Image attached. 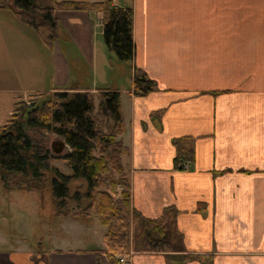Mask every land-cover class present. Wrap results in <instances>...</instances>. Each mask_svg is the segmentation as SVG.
Returning a JSON list of instances; mask_svg holds the SVG:
<instances>
[{
  "label": "crops",
  "instance_id": "crops-1",
  "mask_svg": "<svg viewBox=\"0 0 264 264\" xmlns=\"http://www.w3.org/2000/svg\"><path fill=\"white\" fill-rule=\"evenodd\" d=\"M55 1H109L131 10L134 60L120 72L127 82L105 75V65L104 79L96 77L102 12H55L61 30L48 48L0 10L12 16L0 21V80L27 82L0 93L17 103L77 89L95 104L101 92L120 93L131 207L153 220L174 208L191 258L137 252L131 228L130 253L118 256L119 264H264V0ZM132 65L156 82V91L133 95ZM179 139L191 140L174 145ZM181 158L190 161L187 170L177 168ZM89 225L85 237L95 248L11 252L0 255V264H96L91 252L104 248L106 228L98 217Z\"/></svg>",
  "mask_w": 264,
  "mask_h": 264
},
{
  "label": "trees",
  "instance_id": "trees-1",
  "mask_svg": "<svg viewBox=\"0 0 264 264\" xmlns=\"http://www.w3.org/2000/svg\"><path fill=\"white\" fill-rule=\"evenodd\" d=\"M0 10L33 29L48 48L53 47L61 30L55 12H102L106 47L118 62L133 64L132 12L128 8L114 7L109 1L0 0ZM156 90V82L132 65L133 95L144 97ZM41 94L40 101L29 105L14 103L11 116L0 126V183L4 190L42 194L49 185L57 217L96 214L106 228L104 248L91 252L96 264H119L117 257L130 253L131 228L136 230L135 251L189 260L184 236L176 227L174 208L164 210L160 218L153 220L131 207L130 185L122 163L129 150L120 141L125 128L120 93L101 92L97 104L91 93L77 89ZM160 113L154 115L159 117ZM26 128L46 130L62 138L69 153L38 151ZM188 140H173V144L179 146L180 141ZM57 160L71 169L69 175L52 164ZM181 160L188 159L181 158L176 164ZM49 174L52 176L48 180ZM75 180L84 181V192L75 190L71 194L69 184Z\"/></svg>",
  "mask_w": 264,
  "mask_h": 264
},
{
  "label": "rangeland",
  "instance_id": "rangeland-1",
  "mask_svg": "<svg viewBox=\"0 0 264 264\" xmlns=\"http://www.w3.org/2000/svg\"><path fill=\"white\" fill-rule=\"evenodd\" d=\"M5 15L12 18L11 14L3 11L0 12V21H2L1 17H5ZM36 36L35 42L41 45L38 40L39 38L37 39L38 36ZM58 45H61L62 48L65 47V43L62 41H58ZM35 47L37 48V46ZM97 50L99 55L97 57L98 74L96 77L100 80L99 82L104 79L103 74L100 72L103 65L106 66L105 71L107 73L105 75L108 77L112 76L113 78L118 77L119 83L124 84L127 82V80H124V74H120V72L128 71L130 64L123 62L122 65L124 66H117L116 63L111 65L116 58L113 52H110L106 47L103 38L100 41ZM107 51L108 53L106 55ZM108 54L110 55L108 56ZM7 58L12 59L10 57ZM74 62L75 61H72V63ZM75 68L77 70V67L74 64L73 73H75ZM83 74L86 80L88 79L92 81L91 79L93 76L91 72L87 74L83 68ZM20 83H24V79L21 77L20 82L15 79L5 78L3 81L0 80V87L13 85L20 86ZM24 84H27V82ZM96 86L99 87L102 85L101 83H98ZM9 97L10 95L0 93V126L6 123L9 119L8 113L11 109L13 110L14 103L9 101ZM42 97L43 94L36 96L33 95V99L25 100L26 102L24 103L29 105L33 101H40ZM26 133L32 141L33 146L38 151H49L53 155L56 154L53 153L52 148L59 149V144L63 141L62 138L46 130L26 128ZM67 153H69V148L65 149L60 155H65ZM52 164L63 174L69 175L71 173V169L63 161H53ZM125 171L127 173L126 168ZM50 176L52 175H48V180L50 179ZM116 177L117 176H115V178ZM69 188L71 194H73L75 190L84 192L85 183L83 180H75L69 184ZM96 218L97 215L95 214H93L91 218L80 221L57 217L55 215L49 185L42 194H39L33 191L8 192L4 190L0 183V255L21 251L29 252L30 254L37 256L45 255L47 252H54L55 249L66 251L70 248L84 246L87 248H95L93 247L94 245L92 242L87 243L88 238L85 237V234H87L88 228L90 227V221L93 220L96 222Z\"/></svg>",
  "mask_w": 264,
  "mask_h": 264
},
{
  "label": "water",
  "instance_id": "water-1",
  "mask_svg": "<svg viewBox=\"0 0 264 264\" xmlns=\"http://www.w3.org/2000/svg\"><path fill=\"white\" fill-rule=\"evenodd\" d=\"M59 145V149L52 148L53 153L56 155H60L65 149L69 148L64 141H61Z\"/></svg>",
  "mask_w": 264,
  "mask_h": 264
},
{
  "label": "built area",
  "instance_id": "built-area-1",
  "mask_svg": "<svg viewBox=\"0 0 264 264\" xmlns=\"http://www.w3.org/2000/svg\"><path fill=\"white\" fill-rule=\"evenodd\" d=\"M190 165V162L188 160H181L178 164L177 167L179 170H187Z\"/></svg>",
  "mask_w": 264,
  "mask_h": 264
}]
</instances>
